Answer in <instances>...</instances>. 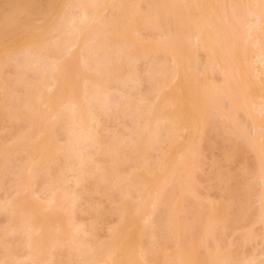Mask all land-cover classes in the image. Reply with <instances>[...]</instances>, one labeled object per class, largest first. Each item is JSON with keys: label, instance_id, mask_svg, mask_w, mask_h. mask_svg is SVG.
I'll return each instance as SVG.
<instances>
[{"label": "rangeland", "instance_id": "1", "mask_svg": "<svg viewBox=\"0 0 264 264\" xmlns=\"http://www.w3.org/2000/svg\"><path fill=\"white\" fill-rule=\"evenodd\" d=\"M102 1L0 0V264H264V45L239 89L195 32L241 0Z\"/></svg>", "mask_w": 264, "mask_h": 264}, {"label": "bare ground", "instance_id": "2", "mask_svg": "<svg viewBox=\"0 0 264 264\" xmlns=\"http://www.w3.org/2000/svg\"><path fill=\"white\" fill-rule=\"evenodd\" d=\"M103 1H104V0H103ZM103 1H102V2H103ZM167 1H169V0H167ZM167 1H165V4H166L165 7L168 8L169 3H168ZM171 1H172V0H171ZM182 1H183V0H182ZM186 1H187V0H186ZM199 1H201V0H199ZM199 1H197V3H196V2H194V3H196V5H197ZM204 1H205V0H204ZM206 1H207V0H206ZM209 1H211V0H209ZM209 1H208V2H209ZM218 1H219V0H218ZM218 1L216 0L214 4H215V5H219V3L217 4ZM222 1H223V0H222ZM228 1H229V0H228ZM235 1H236V0H235ZM237 1H238V0H237ZM245 1L248 3L247 5H246V4H243V1L241 0L242 8H245V9L248 8V9H250V10H245V9H244V10H245V12L247 11V13L249 12V13L251 14L252 17H255V18L257 19V22H256V20H255V23H252V24H255L254 26H257L256 29L259 27L260 29L258 28V30L262 31V30H263V29H262V25L264 26V0H251V1H253L252 4H250L251 2H250L249 0H245ZM102 2H101V4L104 5ZM173 2H174V1H173ZM173 2H172V3H173ZM179 2H180V0H179ZM191 2H192V0H191ZM191 2H188V1H187V4H188V3L191 4ZM219 2H220V1H219ZM232 2H233V1H230L229 5H231ZM246 2H245V3H246ZM249 2H250V3H249ZM167 3H168V4H167ZM200 3H201V2H200ZM209 3H210V2H209ZM212 3H213V2H212ZM224 3H225V2H224ZM239 3H240V2H239ZM91 4H92V2H91ZM96 4H98V2L95 3V5H96ZM109 4H110V2H109ZM174 4H175V3H174ZM177 4H179V3H177ZM181 4H182V2H181ZM183 4H184V3H183ZM192 4H193V3H192ZM202 4H204V3H202ZM206 4H207V3H206ZM220 4H221V2H220ZM236 4H238V2H237ZM236 4L234 5L235 7L237 6ZM241 4H240V5H241ZM93 5H94V3L92 4V7H93L94 9L98 8V7H95V5H94V6H93ZM106 5H107V4H106ZM175 5H176V4H175ZM215 5H213V6H215ZM222 5H223V2H222ZM224 5H225V4H224ZM224 5H223V6H224ZM229 5H225V6L227 7V6H229ZM244 5H246V6L249 5V7H251V8H249V7H244ZM250 5H251V6H250ZM97 6H98V5H97ZM170 6H172V5H170ZM170 6H169V7H170ZM183 6H184V5H183ZM186 6H187V5H186ZM192 6H194L195 8L198 7V5H197V7H196L195 4L192 5ZM192 6L190 5L189 7H192ZM201 6H202V5L199 6V9L201 8ZM223 6H221V7H223ZM105 7H106V6H105ZM108 7H109V6H107V8H108ZM110 7H112V3H111V5H110ZM184 7H185V6H184ZM207 7H208V6H206V8H207ZM219 7H220V5H219ZM230 7H231V6H229L228 9L226 8V10H227V15H228V16L230 15L229 18H231V16H232L230 12H229L230 14L228 13V10H230V9H229ZM238 7H239V6H237L236 9H235L234 7H232L233 10L231 9V10L233 11V12L231 11L232 14L236 11V12L233 14V16H235V17L232 18V20L235 18V22H234V21H233V22L230 21V23H231V24H230L229 21H228L229 19H228V17L226 16L227 19H228V20H227L228 25H227V22H226L225 20H224V21H225L224 23H220V24H226V25L228 26V27H227V26H226V27L228 28L229 31L227 30V28L225 27V25H223V27L226 28L225 30H227L228 33H227V32H223V31H221V30H223V28L220 29V28L218 27V23H217V25L215 26L216 29L213 28V29L216 30L217 32L214 31V30L212 29L214 32L217 33L216 35H215V33L213 34V31H209V32H208V30H209L208 28H209V26H210L209 23H210L211 20H212V19H211V20L209 21V18H208L207 16H206V17H207V20H206V19H205L206 17H204L205 14L208 13V12H207V11H209L208 9H207V11L204 10V11H206V13L204 14V16H202V17H204L205 20H204V21H203V19L201 20V21L203 22V24L206 23V25H205V26L203 25V26H202L203 28H202L201 30H199L200 27L198 26L197 29H198L199 31H198L196 28H193V29H196L195 32H197V33H196V35H197L196 38L198 39V41H199V40L201 41V38H203L201 42H204V44H202V45H203L202 47H204V49L206 48L205 51H210V52L212 53V51H213V49H212V48H213L212 45L215 46V47L218 46V47L221 48V45H220V44H222V45H223V48H224V49H223V52L226 51V52H224V53H225L227 56H231V60H230V61H231L232 64H233L232 61H234L233 58H234L235 56L239 57L238 54H240V55L243 54V56H246V55H247L248 58H249V55H248V54H250V52H248V47H247V46H249V45H248L249 43H254V44L257 45V46H258V44H259V47H260V46L263 47L262 45H264V43H263V41H264V40H263V39H264L263 37H264V36H263V37H261V36H257V34L259 33V31H258V33L255 32V33H256V34H255V33L250 32V31H248V30L245 32V30L242 29V27H243V25H244L243 23H245V17H246V16L244 17V20L240 22V19L238 18V17H240V16H239V14H240V11H239V10L242 9V8H238ZM170 8H171V7H170ZM172 8H173V6H172ZM176 8H177V9H176ZM176 8H175L176 11H177V10H180V9H178V7H176ZM180 8H181V7H180ZM192 8H193V7H192ZM192 8H190V10H192ZM203 8H204V6H203ZM206 8H205V9H206ZM210 8H211V7H210ZM210 8H209V9H210ZM215 8H216V7H215ZM237 8H238V9H237ZM104 9H105V8H104ZM162 9H163V8H162ZM175 9H174V10L172 9L171 11H175ZM199 9H198V10H199ZM201 9H202V8H201ZM234 9H235V10H234ZM167 10H168V9H167ZM183 10H184V11H183ZM188 10H189V9H188ZM190 10H189V11H190ZM196 10H197V9H196ZM198 10H197V11H198ZM210 10H211V9H210ZM224 10H225V9L223 8L222 11H224ZM226 10H225V11H226ZM96 11H97V10H96ZM159 11H160V10H159ZM165 11H166V10H165ZM165 11H164V12H165ZM176 11H175V14H176ZM181 11H183L182 14L185 13V9L182 8ZM186 11H187V10H186ZM202 11H203V10H202ZM222 11H221L220 13H221V15L223 16L225 13H223ZM225 11H224V12H225ZM242 11H243V10H242ZM242 11H241V13H242ZM153 12H154V11H153ZM162 12H163V11H162ZM166 12H167V11H166ZM177 12L179 13L180 11H177ZM199 12H200V10H199L197 13L199 14ZM211 12H212V11H211ZM215 12H216V11H215ZM217 12H219V11L217 10ZM238 12H239V13H238ZM245 12L243 11V13H245ZM98 13H99V10H98ZM154 13H155V12H154ZM168 13L170 14V10L168 11ZM186 13H187V12H186ZM192 13H193V15L196 14V12H194V11H193ZM200 13H201V12H200ZM203 13H204V12H203ZM222 13H223V14H222ZM243 13L241 14V15H242V16H241V19H242V17H243L244 15H246V14H243ZM83 14H86V12L83 13ZM157 14H158V13H157ZM169 14H168V15H169ZM214 14H215V13H214ZM218 14H219V13H218ZM235 14H236V15H235ZM96 15H97V14H96ZM96 15H95V16H96ZM155 15H156V14H155ZM162 15H163V13H162ZM162 15H161V16H162ZM178 15H180V13H179ZM183 15H185V14H183ZM193 15H192V16H193ZM196 15H197V14H196ZM201 15H203V14H201ZM206 15H211V13H210V14L208 13V14H206ZM221 15H220V17H221V20H222V19H224L225 16L222 17ZM225 15H226V14H225ZM84 16H85V15H84ZM84 16H83V17H84ZM161 16H160V17H161ZM175 16H177V15H175ZM185 16H186V15H185ZM185 16H184V17H185ZM189 16H190V15H189ZM189 16H186L185 18H188ZM199 16H200V15H199ZM216 16L219 17V15H216ZM248 16H250V15H248ZM251 16H250V17H251ZM87 17H88V15H87ZM158 17H159V16H158ZM177 17L179 18V17H181V16H177ZM177 17H176V20H177ZM193 17H195V16H193ZM193 17H192V18H193ZM197 17H198V15H197ZM212 17H215V15L212 14ZM252 17H251V18H252ZM155 18H156V17H155ZM185 18H183V19L185 20ZM192 18H191V19H192ZM198 18H199V17H198ZM188 19H189V18H188ZM188 19L185 20V21L183 20V21L186 22V23H189V22H188ZM199 19H200V18H199ZM178 20H179L178 23H179V25H180V20L182 21V18H181V19L179 18ZM178 20H177V21H178ZM193 20L195 21L196 19L193 18ZM197 20H198V19H197ZM213 20L216 21V20H220V19H219V18H218V19L216 18V20H215V18H214ZM230 20H231V19H230ZM189 21H190V20H189ZM191 21H192V20H191ZM199 21H200V20H199ZM201 21H200V23H201ZM207 21H208V22H207ZM236 21H237V22H236ZM238 21H239V22H238ZM248 21H249V20H248ZM197 22H198V21H196L195 23H192L191 25L196 24ZM212 22H213V21H212ZM217 22H218V21H217ZM219 22H221V21H219ZM222 22H223V20H222ZM251 22H253V18H252ZM251 22H250V23H251ZM171 23H172L171 27L169 26V25H170L169 22H168L169 25L167 24L168 26L166 25V27H167V28L170 27L171 29H173V26H174L173 23H174V22H171ZM176 23H177V22H176ZM176 23H174V24H176ZM178 23H177L176 27L179 26ZM181 23H182V22H181ZM214 23H215V22L210 23V24H213V25H214ZM232 23H233V24H232ZM257 23H258V24H257ZM238 24H239V25H238ZM240 24H241V25L243 24V25L241 26ZM245 24H246V26H248V22H246ZM256 24H257V25H256ZM184 25L187 26V24H184ZM196 25H200V26H201L202 24H199V22H198V24H196ZM207 25H209V26H208V28H207V30H206L205 27H206ZM235 25L238 27L239 30L236 29L237 27H236ZM249 25H250V24H249ZM106 26H107V25H106ZM180 26H181V25H180ZM186 26H182L183 28L180 27L181 29H180V28H176V27H174L175 30H176V29H178V30H176V31H175V30H173V31H169V32H171L170 35L172 34L171 36L173 37V34L175 35L177 31H178V32L180 31V32H182V34H183V31H182V30H184V27H185L186 29L188 28V31H190L191 29L189 30V27H188V26H190V24H188L187 27H186ZM193 26H195V25H193ZM231 26H232V27H231ZM240 26H241V28H239ZM252 26H253V25H252ZM212 27H213V26H212ZM234 27H235V28H234ZM248 27H249V26H248ZM170 28H169V29H170ZM254 28H255V27H253V28H249V30L253 31ZM263 28H264V27H263ZM186 29H185V30H186ZM203 29H205L208 33H212V35H213V38L211 37L212 40L214 39V37H216V39H214V40H215L214 42H212V41H211L212 43H208V42H207L206 37L208 38V36L205 37V35H202L203 32H200V31H203ZM231 29H236L238 32H237V31H234V30H233V32H232ZM240 29H241V31H240ZM256 29H255V30H256ZM261 29H262V30H261ZM78 30H79V29H78ZM205 30H204V32H205ZM219 30H220V31H219ZM225 30H224V31H225ZM255 30H254V31H255ZM239 31H240L241 33H240ZM242 31H244V33H246V34L242 33ZM87 32H88V31H87ZM91 32H93V31H91ZM174 32H175V33H174ZM186 32H187V31H186ZM190 32H191V31H190ZM222 32H223V33H222ZM231 32H232V33H231ZM236 32H237V33H236ZM262 32H263V31H262ZM192 33H193V32H191V34H192ZM205 33H206V32H205ZM224 33H227V34L225 35ZM248 33H249V35H248ZM88 34H89V33H88ZM168 34H169V33H168ZM187 34H188V33H187ZM189 34H190V33H189ZM222 34H224V36H223ZM229 34H230V35H229ZM254 34H255V35H254ZM260 34H261V33H260ZM263 34H264V33H263ZM209 35H210V34H209ZM212 35H211V36H212ZM219 35H220V36H219ZM242 35H244V36L242 37ZM94 36H96V35H94ZM190 36H191V35H190ZM192 36H195V33H193ZM202 36H204V37H202ZM169 37H170V36H169ZM172 37H171V38H172ZM209 37H210V36H209ZM183 38H184V37H183ZM217 38H218V39H217ZM209 39H210V38H209ZM209 39H208V40H209ZM210 40H211V39H210ZM262 40H263V41H262ZM184 41H185V40H184ZM200 41H199V42H200ZM242 41H243V43H242ZM74 42H75V41H74ZM74 42H73V43H74ZM76 42H77V41H76ZM181 42H183V40H182ZM181 42H179L178 45H181V44H182ZM248 42H249V43H248ZM180 43H181V44H180ZM261 43H263V44H261ZM199 44H200V43H199ZM199 44H198V45H199ZM241 44H242V45H241ZM243 44H244V45H243ZM254 44H252V45H254ZM76 45H77V43H76ZM171 45H175V44H171ZM245 45H246V46H245ZM73 46H75V45H73ZM244 46H245V48H244ZM121 47H122V46H121ZM127 47H128V46H127ZM170 47L172 48L173 46H170ZM202 47H201V48H202ZM218 47H216V48L218 49ZM252 47H253V46H252ZM254 47H255V46H254ZM125 48H126V47H125ZM176 48H177V47H176ZM176 48H175V49H176ZM179 48H180V46H179ZM250 48H251V47H250ZM256 48H257V47H256ZM263 48H264V47H263ZM263 48H261V50H264ZM120 49H121V48H120ZM123 49H124V48H123ZM172 49H174V48H172ZM204 49H203V50H204ZM208 49H212V50H208ZM259 49H260V48H259ZM218 50H219V49H218ZM254 50H255V49H254ZM127 51H128V50H127ZM178 51L180 52V49H179ZM178 51L176 50L175 52H178ZM215 51H217V50H215ZM249 51H250V49H249ZM257 51H258V50H257ZM179 52H178V53H179ZM223 52H222V53H223ZM251 52H253V51H251ZM255 52H256V51H255ZM259 52H260V51H259ZM217 53H218V52H217ZM126 54H127V53H126ZM208 54H209V53H208ZM214 54H215V53H214ZM257 54H258V53H257ZM254 55H255V54H254ZM211 56H212V55L210 54V57H211ZM215 56H216V55H215ZM215 56H214V57H215ZM221 56H222V55H221ZM247 56H246L245 58H247ZM251 56H252V55H251ZM212 57H213V56H212ZM237 57H236V58H237ZM240 57H242V55H241ZM254 57H255V56H254ZM221 58H222V57H221ZM221 58H220V59H221ZM243 58H244V57H243ZM251 58H252V57H251ZM208 59H209V58H208ZM222 59L224 60V62H225V60H228V61H229V59H227V57L225 58V55L223 56ZM255 59H257V63H261V64L264 66V52H261L257 57H255ZM217 60H218V59H217ZM241 60H244V59L241 58ZM245 60H246V59H245ZM212 61H213V59H212L211 61H209V62H210L209 64L213 63ZM220 61H221V60H220ZM220 61H219V62H220ZM236 61H237V59H236ZM234 62H235V61H234ZM240 62H241V61H240ZM254 62H255V61H254ZM214 63H215V61H214ZM214 63H213V64H214ZM226 63H227L226 66H227L228 68L224 67L225 65H223V66H222V65H218V66H217L218 69H219V71L223 74L224 81H227V80L229 79V77H230V79H229V80H230V85H231V84H232V85L238 84V80H236V79H235V83H233V82H234V78L237 77V79H239L238 77L241 76V75H239V73H242V72H244V71H245V72L242 73V75H243L242 77H245V78L247 77L246 74H248V69H247L246 67H244V69L241 68V69L238 70V67L240 68L239 65H240L242 62H241L238 66L235 65V64H233V65L230 64L231 66H230V65L228 66V64H229L230 62H229V63L226 62ZM246 63H247V62H246ZM213 64H212V65H213ZM249 64H250V63H248V65H249ZM176 65H177V64H176ZM212 65H211V66H212ZM106 66H108V65H106ZM116 66L118 67V65H116ZM116 66H115V67H116ZM211 66H210V68H211ZM242 66H245V65L243 64V65H241V67H242ZM100 67H101V66H100ZM110 67H112V66H110ZM229 67H230V68H229ZM231 67H233V68L236 67V68L234 69V70L237 69L235 74H234V72H235L234 70H233V71H230V72L228 71V69L232 70ZM119 68H120V66L118 67V69H119ZM166 68H167V67H166ZM213 68H214V67H213ZM245 68L247 69V71L245 70ZM113 69L115 70L116 68H113ZM113 69H111V70H113ZM121 70H122V69H121ZM165 70H166V69H165ZM165 70H164V73L168 72V70H166V71H165ZM215 70H216V69H215ZM215 70H214V71H215ZM226 70H227V71H226ZM241 70H242V71H241ZM118 71H120V69H119ZM210 71H212V70L210 69ZM216 71H217V70H216ZM238 71H239V72H238ZM240 71H241V72H240ZM227 72H228V74H227ZM249 72H250V71H249ZM221 73H220V74H221ZM229 73H230V74L232 73V74H231L232 77H233V75H235L236 77L234 76L233 79H231L232 77L230 76ZM222 74H221V75H222ZM236 74H237L238 76H237ZM244 75H246V76H244ZM226 76H229V77L227 78V80H225ZM243 79H244V78H243ZM241 80H242V78H241ZM246 81H247V80H246ZM227 82H228V81H227ZM231 82H232V83H231ZM243 82H244V81H243ZM247 82H248V81H247ZM225 83H226V82H223V84L226 86L227 83H226V84H225ZM239 83H241V82L239 81ZM249 83H250V82H249ZM157 84H158V83H157ZM209 84H212V83H209ZM228 84H229V83H228ZM159 85H160V84H159ZM159 85H156V86L154 87V91H155L156 89H158V88H160V90H161V87H158ZM212 85H213V84H212ZM242 85H243L242 87H245V88H241V89H246V88H247V90H248L249 86H247L246 84H242ZM210 86H211V85H210ZM210 86H209V87H210ZM225 86H222V87H224V89H225L224 92L229 91L228 93H231V92L233 91V90H232L233 87L230 86V88H229L228 85H227L226 87H225ZM238 86L241 87V85H239V84H238L236 87H238ZM206 87H207V86H206ZM216 87H217V86H216ZM219 87H220V86H219ZM227 87H228V88H227ZM155 88H156V89H155ZM204 88H205V87H204ZM214 88H215V86H214ZM214 88H210V89H211V92H213V94L211 93V95H213V96H214V93H215V92H214ZM217 88H218V87H217ZM220 88H221V87H220ZM231 88H232V89H231ZM238 88H239V87H238ZM207 89H208V87L205 88V90H207ZM235 89H237V88H235ZM239 89H240V88H239ZM216 90H217V89H216ZM218 90H220V89L218 88ZM231 90H232V91H231ZM202 91L204 92V89L201 90V93H202ZM230 91H231V92H230ZM242 91H243V93H246V92H247L246 90H242ZM242 91H240V93H241ZM206 92H207V91H206ZM216 92H217V91H216ZM219 92H220V91H219ZM217 93H218V92H217ZM217 93H216V94H217ZM221 93H222V92H221ZM221 93H219V94H221ZM226 93H227V92H226ZM238 93H239V92H238ZM238 93H237V94H238ZM206 94H207V93H206ZM223 94H224V93H223ZM231 94H232V93H231ZM231 94H229V95H231ZM237 94H236V95H237ZM248 94H249V93H248ZM248 94H246V95L248 96ZM224 95H225V94H224ZM233 95L236 97L235 94H233ZM239 95H240V94H239ZM241 95H242V94H241ZM249 95H253V94H249ZM208 96H209V95H208ZM208 96H207V97H208ZM218 96H219V95H218ZM227 96H228V95L226 94V96H222V97H220V98H222V100L224 99L223 97H225V98H227V99L230 97V99H232L231 96H228V97H227ZM247 96L245 97V95H244L243 98H245V99L242 98V100H243V102H245V104H244L243 102L240 103V102L236 99L238 102H236V100H234L232 106H233V105H235L236 107H239V106H240V108H237V109H239L240 111H241V109L244 108V107L247 108L246 110H248V108H249V110H248L249 113H248L247 111H245V113L247 112L246 115H248V116L250 117V116L252 115V113H253L255 110H257V106H258V105H256V104H257L256 102H259V101H254L255 104L252 102V104H254L255 107H256L255 110L252 112V110H251L252 108L250 109V107H249V106L251 105V103H249V102H250V98H249V96H248V98H247ZM198 97H199V96H198ZM201 97H202V99L204 100V102L201 101V98L199 97V100H200L201 102H200L199 100H198V101L201 103V107H202L204 104H206L205 101L208 100V102H207V104H206V105H208V107H207V106H206V107L209 108V107L211 106V107L213 108L215 102H213V104H210V105H209V101H210V99H208L204 94H202ZM204 97H205V99H204ZM209 97H210V96H209ZM216 97H217V95H216ZM252 97H253V96H252ZM206 98H207V99H206ZM238 98H239V97H238ZM253 98H256V97H253ZM197 99H198V98H197ZM214 99L216 100L217 98H214ZM263 99H264V98H263ZM263 99H262V100H263ZM240 100H241V99H240ZM245 100H246V101H245ZM251 100H252V98H251ZM230 101H231V100H230ZM232 101H233V100H232ZM232 101H231V102H232ZM248 101H249V102H248ZM252 101H253V100H252ZM202 102H203L204 104H203ZM210 102H212V100H211ZM221 102H222V101H221ZM197 103H198V102H197ZM219 103H220V102H219ZM229 103H230V102H229ZM234 103H235V104H234ZM216 104H217V103H216ZM247 104H249V106H248ZM129 105H130V104L128 103V105H127L126 107H128ZM197 105L200 106V104H197ZM197 105H196V107H197ZM242 106H243V107H242ZM251 106L253 107V105H251ZM204 107H205V106H204ZM236 107H235V108H236ZM260 107H261V106H260ZM262 107H264V106H262ZM209 109H211V108H209ZM233 109H234V108H233ZM237 109H234V110L237 111ZM253 109H254V108H253ZM198 110H199L200 113H201V112L203 113V112L205 111V108H204L203 111H200V110H202L201 108L198 109ZM242 110H243V109H242ZM261 110H262V109H261ZM196 111H197V110H196ZM202 113H201V114H202ZM206 113H207V112H206ZM250 113H251V115H250ZM198 114H199V113H198ZM198 114H197V115H198ZM201 114L198 115V118H199V116H202ZM228 114H230V113H227V115H228ZM195 115H196V114H195ZM203 116H204V114H203ZM205 116H206V114H205ZM223 116H226V115L223 114ZM230 116H231V115H230ZM193 117H194V116H193ZM196 117H197V116H196ZM206 117H207V116H206ZM226 117H227V116H226ZM198 118H197V119H198ZM200 118H201V117H200ZM251 118H252V117H251ZM202 119H204V117H203ZM228 119H229V118H228ZM228 119H227V120H228ZM155 120H157V119H155ZM186 120H187V119H186ZM189 120H191V122H193L192 119H189ZM200 120H201V119H200ZM198 121H199V120H198ZM202 121H203V120H202ZM255 121H256V120H254V122H255ZM156 122H157V123H160V120L155 121V123H156ZM161 122L163 123L162 125H164V122H163V121H161ZM185 122H186V121H185ZM185 122H184V123H185ZM191 122H189V125H190V124H195V122H193V123H191ZM199 122H201V121H199ZM263 122H264V121H263ZM197 123H198V122H197ZM257 123H259V121L256 122V124H257ZM175 124H176V123H175ZM178 124H179V123H178ZM256 124H255V127H254V128L257 127ZM261 124H262V123H261ZM176 125H177V124H176ZM195 125H197V124H195ZM195 125H194V126H195ZM156 126H157V124H156ZM174 126H175V125L173 124V127H174ZM180 126H181V125H180ZM185 126H186V125H185ZM185 126H183V127L185 128V129H183V130H186V127H185ZM157 127L159 128L160 126H157ZM175 127H176V126H175ZM260 127H263V126H260ZM192 128H193V127H192ZM195 128H196V126H195ZM258 128H259V126L257 127V129H258ZM177 129H178V127H177ZM188 129H191V128L189 127ZM257 129H256V130H257ZM156 130H157V129H156ZM173 131H175V130H173ZM79 132H80V131H79ZM79 132H78V133H79ZM155 132H156V131H155ZM174 133H175V132H174ZM87 134H88V133H87ZM79 135H80V133H79ZM171 135H172V133H171ZM174 135H175V134H174ZM154 136H155V135H154ZM87 137H88V135H87ZM152 139H154V137H153ZM263 139H264V138H263ZM256 140H257V139H256ZM255 142H257V141H255ZM255 142H254V143H255ZM251 143H252V142H251ZM261 143H263V142H261ZM261 143H259V141H258V144H257V145H261V147H262V144H261ZM263 144H264V143H263ZM254 148H255V147H254ZM256 148H257V147H256ZM262 149H263V150H262ZM262 149H259V152H261V154H262V151H264V146L262 147ZM257 150H258V148H257ZM261 150H262V151H261ZM257 152H258V151H257ZM263 154H264V153H263ZM259 155H260V154H259ZM260 156H261V155H260ZM262 157H263V156H261V158H262ZM261 158H260V159H261ZM263 161H264V159H263ZM263 168H264V167H263ZM263 201H264V200H263ZM263 217H264V216H263ZM263 217H261V219H262ZM262 220H264V219H262ZM263 222H264V221H263ZM220 261H221V260H220ZM220 261H219V262H220ZM222 261H223V260H222ZM224 261H225V260H224ZM226 262H227V261H226ZM210 263H212V262H209V264H210ZM221 263H223V262H221ZM221 263H215V264H221ZM213 264H214V263H213Z\"/></svg>", "mask_w": 264, "mask_h": 264}]
</instances>
